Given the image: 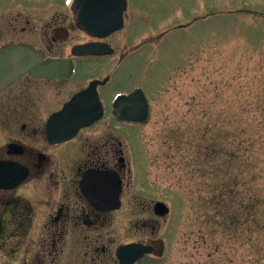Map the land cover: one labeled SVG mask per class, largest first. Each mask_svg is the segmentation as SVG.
<instances>
[{"label": "flooded vegetation", "instance_id": "flooded-vegetation-1", "mask_svg": "<svg viewBox=\"0 0 264 264\" xmlns=\"http://www.w3.org/2000/svg\"><path fill=\"white\" fill-rule=\"evenodd\" d=\"M219 1L225 4L196 0L185 17L173 11L154 28L162 32L130 39V0L121 29L105 37L81 27L75 0H0V72L8 50L18 62L19 48L34 53L21 57L27 70L0 88V163L19 167V184L0 188V264H121L120 248L151 247L158 239L146 236L150 219L123 209L141 179L134 133L150 120L151 94L140 83L111 90L112 74L143 48L193 32L198 17L264 16V0ZM86 68L92 73L85 75ZM137 116L145 121L130 120ZM139 190L133 201L146 198ZM149 200L142 208L148 215L160 201ZM163 256L164 249L143 254L133 264Z\"/></svg>", "mask_w": 264, "mask_h": 264}, {"label": "rangeland", "instance_id": "rangeland-1", "mask_svg": "<svg viewBox=\"0 0 264 264\" xmlns=\"http://www.w3.org/2000/svg\"><path fill=\"white\" fill-rule=\"evenodd\" d=\"M195 1L130 0L133 15L127 37L148 33L173 11L185 17ZM200 1L205 7L225 4ZM197 21L193 32L174 33L143 48L112 74L111 90L140 83L152 98L149 122L135 131L136 139L131 137L142 157L141 179L128 191L129 204L123 209L133 207L135 217L150 219L152 231L146 236L165 242L163 258L148 264H264L262 232L251 234L250 241L247 234L235 241L221 236L219 230L211 236L212 241L208 234L202 236L211 230L210 211L204 210L199 195L202 184L191 176L192 168L187 165L192 134L207 126L230 135L245 130L255 138L250 154L263 168L264 16L224 14L198 17ZM163 29L157 27L155 34ZM83 72L88 75L92 70ZM230 135L221 141L227 148ZM260 175L264 176V170ZM139 189L147 196L133 201L131 193L140 194ZM152 198L169 207L165 219L153 211L149 215L142 211ZM137 232L136 238L140 236Z\"/></svg>", "mask_w": 264, "mask_h": 264}, {"label": "trees", "instance_id": "trees-1", "mask_svg": "<svg viewBox=\"0 0 264 264\" xmlns=\"http://www.w3.org/2000/svg\"><path fill=\"white\" fill-rule=\"evenodd\" d=\"M246 134L245 130H239L230 135L207 126L192 134L193 148L187 165L192 168L191 176L202 184L200 201L204 210L211 213H207L211 230L202 236L208 234L211 241L218 230L221 236L235 241L244 234L248 235L247 241L253 233L264 235V176L260 175L264 161L263 168L257 166L259 161L250 154L255 138ZM227 135L232 139L229 148L223 143Z\"/></svg>", "mask_w": 264, "mask_h": 264}, {"label": "water", "instance_id": "water-1", "mask_svg": "<svg viewBox=\"0 0 264 264\" xmlns=\"http://www.w3.org/2000/svg\"><path fill=\"white\" fill-rule=\"evenodd\" d=\"M91 4V5H90ZM90 5L92 11L86 13L84 9ZM126 8L125 0H76L75 13L79 24L91 35L97 37L106 36L122 27V15ZM86 16L87 19H86ZM99 18V20L97 19ZM34 53L28 49L19 48V62L15 50H8L3 53V69L0 72V88L17 80L19 74L27 70L26 60L22 58L31 57ZM19 64V69L17 65ZM22 65L24 66L22 68ZM59 69L55 68V74H59ZM130 120L136 122L145 121V117H135ZM77 128V127H76ZM19 184V167L0 163V188L10 189ZM154 212L158 216H165L168 214L169 209L162 202H157L154 205ZM161 240L153 243L155 252L161 248ZM152 252L149 247L139 245H132L123 247L119 251V258L123 264H133L143 254ZM133 258L128 259V256Z\"/></svg>", "mask_w": 264, "mask_h": 264}]
</instances>
